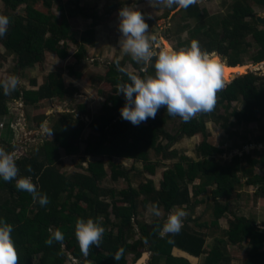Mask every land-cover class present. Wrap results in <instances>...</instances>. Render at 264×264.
<instances>
[{
  "label": "trees",
  "instance_id": "obj_1",
  "mask_svg": "<svg viewBox=\"0 0 264 264\" xmlns=\"http://www.w3.org/2000/svg\"><path fill=\"white\" fill-rule=\"evenodd\" d=\"M6 9L3 14L10 19L8 31L0 38V45L6 50L9 57H14L18 71L24 72L37 65H44L47 54L57 56L66 61L70 56L69 44L77 48L74 59L79 65L87 57L86 46L95 45L96 28L105 25L112 16L113 6L106 16L97 12V3L81 6V0H0ZM264 6V0H256ZM41 5V9L37 6ZM119 5V4H118ZM121 4L117 12L122 9ZM25 7L24 16L17 13ZM175 8V7H174ZM46 10L47 13L42 10ZM56 9L60 17L53 13ZM186 16L191 20H201L202 10L199 5L193 4L185 9ZM84 20L90 22L88 31L81 35L80 41L71 34V20ZM248 19L251 20L248 21ZM257 17L254 9L242 0H235L231 13L219 22V26H211L207 31L199 34L191 31V42L198 41L202 52L216 53L228 59L229 67L241 65L240 57L251 50L248 38L251 36L257 46V53L253 57L255 65L264 63V28L257 27ZM188 26L179 27L173 32L174 38L180 37L188 30ZM218 30L221 32L217 35ZM178 42L177 49L188 48L191 44ZM177 50V51H178ZM233 55V56H232ZM155 57L149 67L136 63L131 59V64L139 73L127 72L125 62L109 64L105 78L113 92L107 97L103 116L93 120L89 129L98 137L86 142L83 152V161L91 157L95 162L89 163L83 173L71 177L62 174L58 166L61 151L66 156H74L80 152V139L85 130L80 118L75 115H64L56 121L53 127L55 139L45 142L37 149L32 150L29 157L18 158L15 162L18 167L17 179L31 177L32 183L41 194H46L50 203L46 206L33 202L32 195L16 188V180L5 182L0 178V221L12 225L11 238L17 250L18 264H65L67 258L72 256L80 264H86L79 244L75 238V224L78 218L85 221L89 218L98 222L104 233L100 247L90 249L87 261L90 264H128L127 255L135 253L136 259L141 257L138 252L144 245H150V251L166 255L171 262L170 251L179 249L193 257L199 258L204 254L206 244L205 236L194 233L187 225L176 235L167 234L161 238L158 228L162 224L149 227L140 222L135 223L139 216V200L142 209L149 205L157 204L160 209L170 213L175 208H185L192 213L204 200L199 198L208 194V187L214 186L211 199L214 206V227L226 215L232 213L230 206L241 199L238 188H258L254 197L264 198V152L254 151L253 154L234 156L230 162L222 165L214 159L224 154L216 146L208 143L209 130L207 118L221 123L225 130H232L240 126L257 124L264 120V78L254 74H247L231 82L226 88L216 94V105L210 113L197 114L188 122L179 116L168 115L166 108L161 107L155 119L149 118L134 126L131 122L123 120L120 115L126 103L124 95L117 94V83H130L129 75L143 78L155 74L153 67ZM123 69V71L118 70ZM73 75L74 67H69ZM80 78V75H76ZM34 88L37 86L32 82ZM68 92L59 75H50L46 83L38 91L27 92L16 88L11 95H5L0 87V130H7L8 137L13 131L10 122L3 120L9 115L8 102L24 100L26 106L36 103L63 99ZM242 103V109L234 105ZM223 113V114H222ZM115 114V115H114ZM177 120L179 130L175 136L168 134L166 126L169 122ZM4 123V124H3ZM3 126V127H1ZM202 137L203 141L197 148L198 161L185 159L182 163L175 164L173 169L163 174L160 188L149 181L141 185L139 190L128 188L120 192L122 200H115L117 193L104 188L105 179L109 178L106 167L110 170V182L117 183L121 179L129 181V172L115 163V160H130L134 163H143L145 171L150 176L155 175V165L150 163V154L163 155L183 139ZM162 141L167 144L163 145ZM264 143V136L258 139ZM6 152L11 153L7 137L0 136V148L7 146ZM176 158V154L172 155ZM30 165L32 172L26 170ZM256 170L261 175L256 174ZM247 179L245 185L242 183ZM204 182L197 185V181ZM246 181V180H245ZM208 184V185H207ZM207 185V186H206ZM111 197L109 204L103 198ZM110 209L112 213L109 214ZM114 215V220H111ZM226 233L228 243L243 248L242 244L249 241L250 249L247 251L245 264H264V230L256 222L244 217H236ZM97 218H100L97 221ZM134 222V223H133ZM135 225L138 226L136 232ZM118 228L117 234L114 229ZM59 229L64 234L63 247L59 242H54L51 247L45 244L49 238L48 229ZM112 228V229H110ZM139 235L133 244L131 238ZM169 240L172 242L169 243ZM224 240H218L206 264L229 263L225 260ZM123 249L120 260L115 261L112 256Z\"/></svg>",
  "mask_w": 264,
  "mask_h": 264
},
{
  "label": "rangeland",
  "instance_id": "obj_2",
  "mask_svg": "<svg viewBox=\"0 0 264 264\" xmlns=\"http://www.w3.org/2000/svg\"><path fill=\"white\" fill-rule=\"evenodd\" d=\"M234 1L235 0H197V4L202 10L201 20L188 19L185 9H177V6L175 5L172 8L162 6L157 8L151 6L149 0H133L132 4L137 5L139 7L138 11L142 12L144 15L145 22L149 25L148 36L150 38L155 36L156 38L155 40L150 39L152 49L159 52L161 50L177 51L178 42L190 43L191 41L189 39L191 38V31L195 30L197 32L199 26L202 27L203 25V29L198 31L200 32L199 34L207 31L211 26L218 27L219 22L231 13ZM242 1L254 9L256 17L264 14V6L256 3V0ZM123 2L124 0H81V6L101 3L99 7L100 16H106L108 11H112L113 6L117 5V9L112 11V16L108 19L105 25H101L96 28L95 45L85 47L87 50V57L83 59V62L79 65L74 59V54L77 52V48L74 45L69 44L70 56L66 61L60 60L57 56L47 54L44 65H37L35 68L25 70L24 72L18 71L15 58L9 57L6 50L0 45V82L5 80L9 75H16L19 77L17 89L21 92H33L38 91L39 88L46 83L49 76L55 74L61 77L63 85L68 92L63 99L44 101L36 103L33 106H26L22 98L20 101L8 102L7 106L9 109V115L3 120L8 121V123L10 122L9 124L13 133L12 136L8 137L7 130L4 128L2 131L0 130V136L3 138L7 137L9 146H12L13 148L11 153L14 154L15 161L20 157H29L34 148L40 147L45 142H53L55 135L52 129L56 121L66 114L75 115V119L80 118L82 124L76 126L81 127L83 125L85 130L80 139V152L77 155L66 156L63 151L60 152L61 159L58 166L59 171L62 174L71 177L78 173H83L84 171L82 168L86 170L89 163L97 161L91 157H86V162H84L83 152L86 148V142L94 140L98 137V134L91 131L89 126L93 120H97L100 116L105 114L104 105L106 99L113 92V88L106 81H102L100 78L106 77L109 64H113L114 62H125V70L127 72H135L136 74L139 73L131 64V57L123 53L120 49L119 41L121 39V33L119 32L118 27L120 18L117 11L121 8L120 5L123 4ZM41 7V5L37 6L38 9H41ZM24 8L25 7L20 8L17 13L24 16ZM42 11L47 13L45 9ZM5 12V7L2 3H0V15H3ZM53 13L58 17L61 15V13L56 9L53 10ZM149 16L151 18H149ZM248 21L251 22L250 19H248ZM70 26L72 36L80 41L81 35L89 30L90 22L81 19L71 20ZM186 26H188L189 29L186 30L180 37L174 38L173 32H175L179 27ZM257 27L262 29L264 28V25L258 23ZM219 33L221 32L218 30L217 35ZM247 42L251 44V50L240 57L242 63L239 66L250 65L253 69L245 74H254L263 79L264 63L255 65L253 62V57L257 53V46L251 36L248 38ZM215 55L221 60V62L228 66V59H224L216 53ZM149 66L150 64L146 65V67ZM69 67H74L73 75H71L72 73L68 70ZM245 74L243 76H245ZM76 75H80V78ZM32 82L37 84L35 88L32 85ZM230 83L231 82H224V88H226ZM11 94L12 92L9 95ZM234 106L238 109H242L243 107L242 103H238ZM45 121H47V127L52 131L51 135L45 134L41 130V125ZM207 123L210 135L208 143L216 146L224 152L223 155L215 157L214 160L218 163H224L227 160L232 159L234 156L241 157L243 154H253L256 150L262 153V150H264V143L261 144L258 142V139L264 136V120L257 124L240 126L232 130H224L221 123L212 120L209 117L207 118ZM178 130L179 122L177 120L169 122L166 126V131L172 136H175ZM202 141L203 139L200 136L193 139L181 140L164 154V156L166 155L169 158L167 160L163 159V155L157 156L156 153L152 152L150 154V163L155 165L154 176H150V174L145 171L146 169L143 163H134L130 160H115L117 165L129 172V181L121 179L117 183H111L110 170L109 167H106L109 178L105 179L103 187L108 190H114L117 193L115 200L118 201L122 200L119 196L120 192L127 190L129 187L139 190L141 185H144L149 181L154 182L157 189H159L163 180V174L173 169L175 164L182 163V160L185 159L192 160L193 162L198 161L197 148ZM162 142L163 145L167 144L166 141ZM7 147L8 145L4 146L3 149L6 150ZM175 154L177 156L176 158L172 156ZM256 174L261 175V172L256 170ZM245 180L242 181L244 185L247 182V179ZM201 183L204 184L201 180L196 182L197 185ZM211 190L212 188L210 189L208 187V194L206 197H203L207 198L208 204H211L209 201ZM257 190L258 188H238L237 192L240 194L241 199L236 204L232 203L230 206V211H232V213L229 212L227 218H223L221 220V226L224 228L223 230L230 228L231 224L235 221L234 218L230 216L244 217L253 220L257 222V225H262L261 229L264 230V209L257 211L256 207H254V205L256 206L258 203L259 199L254 197V200L253 198ZM103 200L109 204L112 202L111 197L103 198ZM142 201V199L139 200V216H137L136 219L140 220L141 224H145L149 227L154 224L159 225L160 222L163 223L164 219H166L164 217L168 216L169 213L165 212V210L162 211L161 209V215L155 216L151 212V205L142 209ZM205 208H207L206 205L203 208L206 213L204 216L200 215L201 219L199 224L196 225L192 223L189 228L198 232L203 225L209 226L211 223L215 222L216 218L214 217L213 205L211 204L206 210ZM201 212L203 213V211ZM110 213H112L111 209L109 211V214ZM190 217L191 215L189 214V217L186 215L183 218L184 220H188V218L190 220ZM111 220H114V215H111ZM218 224V227L220 228V222ZM216 229V235H213L214 240L215 238H219L225 241L226 246L224 253L227 258L230 260L235 258L236 261L233 262V264H245L246 253L244 256L243 249L245 252L250 249L249 241L242 244V250L238 249L237 246H232V244L230 245L227 243L228 241L226 235H224L220 229ZM117 230L118 228L116 227V229H114L115 234H117ZM204 231L208 233L206 229H204L203 232ZM137 239L138 236L135 235V237L131 238L130 242H135ZM217 240L218 239L211 242V244L214 245ZM65 264L79 263L69 255Z\"/></svg>",
  "mask_w": 264,
  "mask_h": 264
},
{
  "label": "clouds",
  "instance_id": "obj_3",
  "mask_svg": "<svg viewBox=\"0 0 264 264\" xmlns=\"http://www.w3.org/2000/svg\"><path fill=\"white\" fill-rule=\"evenodd\" d=\"M153 7L187 9L196 4L197 0H149ZM118 16L120 49L129 55L136 63L149 65L155 57L153 65L155 74L146 75L143 78L137 75H129L130 83H117V94H123L125 105L120 109L123 120L139 126L149 118L155 119L161 107L166 108L168 115L179 116L184 122L190 121L197 114L210 113L216 105V94L224 88L223 67L215 53L202 52L198 41L193 40L188 48H181L178 51H154L151 40L155 36H148L149 25L145 22L144 15L137 10L125 7L119 10ZM149 18H151L149 16ZM10 24L9 17L0 15V38H3ZM123 71V69H119ZM19 84V77L9 75L0 82L4 94L9 95L15 91ZM41 130L48 135L52 131L47 127V121L41 125ZM28 172H32L30 165L26 166ZM18 167L14 154L0 148V178L5 182L16 180V188L19 191H26L32 195L33 202H38L41 207L50 203L46 194L37 191L32 183L31 177L17 179ZM151 212L160 216L157 204L151 205ZM187 215L183 208H177L169 213L162 228H158L161 238L167 234L176 235L182 228V218ZM100 218H97V221ZM13 227L4 221H0V264H18L19 257L11 238ZM104 228L93 219L86 221L78 218L75 224V238L79 244L82 256L86 264L90 249L100 247ZM50 236L45 240L49 247L54 242H59L63 247L64 234L56 229H48ZM172 241L169 240V243ZM123 249H119L112 258L115 261L121 259Z\"/></svg>",
  "mask_w": 264,
  "mask_h": 264
},
{
  "label": "crops",
  "instance_id": "obj_4",
  "mask_svg": "<svg viewBox=\"0 0 264 264\" xmlns=\"http://www.w3.org/2000/svg\"><path fill=\"white\" fill-rule=\"evenodd\" d=\"M95 1V0H94ZM122 1V0H121ZM132 1L133 0H124V2H123V4H124V6H123V8H125V7H129V8H132L133 10H137L138 11V9H139V7L137 6V5H134V4H132ZM98 4V3H97ZM100 5H101V3H99L98 4V10H97V12H98V14L100 15V12H99V7H100ZM142 13V12H141ZM103 28V27H102ZM104 29V28H103ZM34 149H37V148H34ZM219 157V156H218ZM231 161V159L230 160H227L226 162H230ZM226 162H224V163H220V164H222V165H225L226 164ZM199 181V180H198ZM199 185V184H198ZM210 189L212 188V190L211 191H213L215 188H214V186H210L209 187ZM214 188V189H213ZM251 188H254V187H251ZM256 188V187H255ZM254 188V189H255ZM203 197H206V196H203ZM203 197H201V198H199L200 200H204V205H201V206H199L198 208H196L195 209V211L192 213L191 211H186V209L185 208H183V210L184 211H186L187 212V216L189 217V214L191 215V217H190V220H189V218H188V220H184V218H182V228H184L186 225H187V227L189 228L191 225L190 224H192V223H194V224H199V221H200V215H202V216H204L205 215V213H206V211L204 212V207H205V205L207 206V208L212 204L213 206H214V203H213V200L211 199V193H210V198H209V201L211 202V204H208V200H207V198H203ZM252 198V197H251ZM253 198H254V196H253ZM252 198V199H253ZM207 200V201H206ZM254 200H255V198H254ZM263 202H264V198H261V199H258V203L256 204V206L254 205V207H256V209H257V211H259V210H261V209H264V204H263ZM207 208H205V210L207 209ZM177 208H175L174 210H172L171 212H174L175 210H176ZM161 210V209H160ZM164 209H162V211H163ZM201 211H203V213L201 212ZM170 212V213H171ZM229 215V214H228ZM228 215H226L225 216V218H227V216ZM230 217H232V216H230ZM164 218H166L167 219V216H165ZM166 219H164V222L163 223H161L160 222V224H164L165 223V221H166ZM222 220V219H221ZM221 220L219 221L220 222V228L219 227H217V229H216V227H214L213 226V223H211L209 226H206V225H203V227H201V229H200V231H194V230H192L191 228H189L191 231H193L194 233H197V234H201V235H203V236H205V239H206V244H205V248H204V254L202 255V256H200L199 258H196V257H193V256H191V255H189V254H187V253H185V252H183V251H181V250H179V249H176V248H174V249H172L171 251H170V253H171V258H172V260H171V262H169L168 261V257L166 256V255H160V254H156V253H154V252H152V251H150V248H151V246L150 245H144L142 248H140L139 249V251L138 252H140L141 253V257L139 258V259H136V255H135V253H129L128 255H127V262H128V264H136L142 257H143V255L144 254H147V256H148V258H147V260H146V262L144 263V264H206V262H207V260H208V258H209V256H210V254H211V252L213 251V249H214V247H215V245H216V243H217V241L218 240H222V239H219V238H215V240L216 239H218L217 241H216V243L214 244V245H212L211 244V242H213V241H215L214 240V237H213V235H216V231H215V229L216 230H218V229H220L222 232H223V234L224 235H226V233L229 231V228H227V229H225V230H223L224 228L221 226ZM141 222L140 220H135V223H137V222ZM195 221V222H194ZM134 223V222H133ZM256 225H257V222H256ZM218 226H219V224H218ZM258 227H261L260 225H257ZM137 225H135V228H136V232H138L137 231ZM208 227V228H207ZM263 227H264V225H263ZM181 228V229H182ZM213 228V229H212ZM204 229H206L207 231H208V233L207 232H203V230ZM211 230H213V231H211ZM210 232V233H209ZM138 236V239H139V235H137ZM166 236V235H165ZM137 239V240H138ZM136 240V241H137ZM225 242V241H224ZM131 244H133L134 243V241H132V242H130ZM228 243V242H227ZM230 244V243H229ZM212 245V246H211ZM231 245V244H230ZM225 246L226 245H224V251H222L223 253L225 252ZM233 246V245H232ZM238 247V246H237ZM238 249H243V248H239L238 247ZM248 251V250H247ZM247 251L245 252L244 251V249H243V252H244V256H245V253L247 254ZM224 255H225V253H224ZM237 259H238V257H237ZM225 260H228L229 261V263H223V264H233V262H235L236 260H235V258H233L232 260H230L229 258H227V256L225 255ZM77 261V260H76ZM79 263V262H78ZM80 264V263H79Z\"/></svg>",
  "mask_w": 264,
  "mask_h": 264
},
{
  "label": "bare ground",
  "instance_id": "obj_5",
  "mask_svg": "<svg viewBox=\"0 0 264 264\" xmlns=\"http://www.w3.org/2000/svg\"><path fill=\"white\" fill-rule=\"evenodd\" d=\"M217 57V56H216ZM219 62L222 64L223 67V81L224 82H232L237 77H242L246 72L253 69L250 65H243L239 67H228L226 64L221 62L219 59ZM239 75V76H238ZM246 75V74H245Z\"/></svg>",
  "mask_w": 264,
  "mask_h": 264
},
{
  "label": "water",
  "instance_id": "obj_6",
  "mask_svg": "<svg viewBox=\"0 0 264 264\" xmlns=\"http://www.w3.org/2000/svg\"><path fill=\"white\" fill-rule=\"evenodd\" d=\"M257 22L259 24L264 25V14L257 16ZM258 73H260V72H258ZM237 78H239V77H237ZM236 79H234L233 81H235ZM147 258H148L147 254H144L143 257L136 264H144L146 262Z\"/></svg>",
  "mask_w": 264,
  "mask_h": 264
},
{
  "label": "built area",
  "instance_id": "obj_7",
  "mask_svg": "<svg viewBox=\"0 0 264 264\" xmlns=\"http://www.w3.org/2000/svg\"><path fill=\"white\" fill-rule=\"evenodd\" d=\"M1 127H3V126H1ZM258 149V148H257ZM259 150V149H258ZM263 152H264V150H262Z\"/></svg>",
  "mask_w": 264,
  "mask_h": 264
}]
</instances>
